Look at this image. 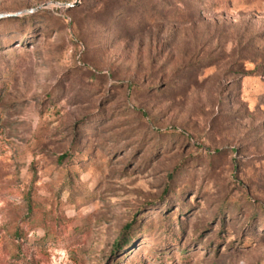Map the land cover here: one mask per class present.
<instances>
[{"label": "rangeland", "instance_id": "374dc122", "mask_svg": "<svg viewBox=\"0 0 264 264\" xmlns=\"http://www.w3.org/2000/svg\"><path fill=\"white\" fill-rule=\"evenodd\" d=\"M0 14V264H264V0Z\"/></svg>", "mask_w": 264, "mask_h": 264}, {"label": "trees", "instance_id": "16d2710c", "mask_svg": "<svg viewBox=\"0 0 264 264\" xmlns=\"http://www.w3.org/2000/svg\"><path fill=\"white\" fill-rule=\"evenodd\" d=\"M128 226H129V224H128L126 227H128ZM19 228H20V226H19V227L17 226V227L15 228L14 234L12 235V236H13L12 238H13L14 240H18V239L21 237V234H20V230H19ZM129 240H130V239H129ZM123 241H124V242H122V239H120V241L118 240L115 246H116L117 248H119L120 246H122L123 243H125V242H126L125 244L128 243V242H127L128 240H126V241L123 240ZM123 246H124V244H123ZM17 257H18V256H16V258H17ZM16 258H15V259H16Z\"/></svg>", "mask_w": 264, "mask_h": 264}, {"label": "water", "instance_id": "95a60500", "mask_svg": "<svg viewBox=\"0 0 264 264\" xmlns=\"http://www.w3.org/2000/svg\"><path fill=\"white\" fill-rule=\"evenodd\" d=\"M75 3H76V1L75 2H71V3H67V6H73V5H75ZM2 15L0 14V17H1Z\"/></svg>", "mask_w": 264, "mask_h": 264}]
</instances>
